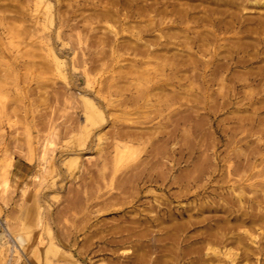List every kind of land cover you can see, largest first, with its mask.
I'll use <instances>...</instances> for the list:
<instances>
[{
  "label": "rangeland",
  "instance_id": "rangeland-1",
  "mask_svg": "<svg viewBox=\"0 0 264 264\" xmlns=\"http://www.w3.org/2000/svg\"><path fill=\"white\" fill-rule=\"evenodd\" d=\"M49 2L0 0V264H264V0Z\"/></svg>",
  "mask_w": 264,
  "mask_h": 264
},
{
  "label": "bare ground",
  "instance_id": "bare-ground-1",
  "mask_svg": "<svg viewBox=\"0 0 264 264\" xmlns=\"http://www.w3.org/2000/svg\"><path fill=\"white\" fill-rule=\"evenodd\" d=\"M50 0H48V2H49ZM14 2V1H13ZM56 2V1H55ZM50 3V2H49ZM118 3V2H117ZM49 5V4H48ZM2 6H3V4H2ZM4 7L5 8H7V6L6 5H4ZM12 7V6H11ZM10 8V7H9ZM187 8V7H186ZM14 9V8H13ZM38 9V8H37ZM56 9V8H55ZM16 10V9H15ZM140 10V9H139ZM187 10V9H186ZM17 11H19L18 9H17ZM16 11V12H17ZM4 12V11H3ZM109 13V12H108ZM11 14V13H10ZM27 14V13H26ZM37 14V13H36ZM103 14V13H102ZM181 14V13H180ZM186 14V13H185ZM13 15V14H12ZM17 15V14H16ZM103 15H106V14H103ZM127 15H129V14H127ZM183 15V14H182ZM14 16V15H13ZM131 16V15H130ZM175 16H176V14H175ZM10 17V16H9ZM17 17V16H16ZM19 17V16H18ZM102 17V16H101ZM104 17H106V16H104ZM263 17V19H264V16H262ZM185 18V17H184ZM211 18V17H210ZM13 19H15V18H13ZM17 19V18H16ZM46 19H48L50 22H52V21H54V13H52V11H51V8L49 7V10H47V12H46ZM19 20V19H18ZM2 21H3V19H2ZM13 21V20H12ZM20 21V20H19ZM32 21L34 22L33 24H35L36 22L37 23H40L41 22V19H40V17L38 16V15H35V16H33L32 17ZM49 23V22H48ZM156 23V22H155ZM256 23V22H255ZM261 23H262V21H261ZM264 23V22H263ZM262 23V24H263ZM148 25V24H147ZM13 27V26H12ZM18 27V26H17ZM22 27V26H21ZM64 27V26H63ZM262 27V26H261ZM243 28H245V27H243ZM144 29H146V28H144ZM21 30V29H20ZM149 30V29H148ZM7 31V30H6ZM114 31V30H113ZM139 31V30H138ZM252 31V30H251ZM254 31V30H253ZM180 32V31H179ZM129 33V32H128ZM21 34V33H20ZM263 34H264V32H263ZM136 35H138V34H136ZM117 36V35H116ZM130 36V35H129ZM199 36V35H198ZM114 37V36H113ZM193 37V36H192ZM263 37V36H262ZM115 39H116V37H114ZM114 39V40H115ZM118 39V38H117ZM134 40V39H133ZM140 41V40H139ZM117 42H118V40H117ZM128 42V41H127ZM126 42V43H127ZM166 42H168V41H166ZM259 42H261V41H258L256 44H254L255 46V49L254 50H252V51H250L249 52V54H251L248 58H237L236 60H238V61H240L241 63H244L245 61H248V62H252V61H254V60H257L258 59V57H260V59L261 58H263V56H261L260 55V53H262V52H264V47L261 49V47H262V43H260L259 44ZM28 43V42H27ZM132 43V42H131ZM117 44H119V43H117ZM128 44V43H127ZM124 45H125V43H124ZM123 45V46H124ZM167 45H168V43H167ZM111 46H112V44H111ZM117 46V45H116ZM233 46V45H232ZM236 46V45H235ZM118 47V46H117ZM126 47V46H125ZM52 48H54V47H51V48H49V49H52ZM131 48L133 49V50H135V51H142V53H144L143 52V50L146 48H144V46H143V44L140 42H135L134 43V45H132L131 46ZM231 48V47H230ZM131 49V50H132ZM234 49H235V47H234ZM248 49V48H247ZM251 49H253V48H251ZM132 50V51H133ZM246 50V49H245ZM238 52V51H237ZM247 52V51H246ZM20 53V52H19ZM51 53H52V51H51ZM235 53V52H234ZM245 54V53H244ZM30 55V54H29ZM56 55H58V54H56ZM234 56H235V54H234ZM246 56V55H245ZM186 57V56H185ZM232 58H233V56H232ZM33 60H35V59H33ZM57 60V59H56ZM55 60V61H56ZM113 60H114V58H113ZM56 62H58V61H56ZM114 62V61H113ZM217 63H218V61H217ZM225 63V62H224ZM235 63V62H234ZM220 64H221V62H220ZM254 64V63H253ZM258 64V63H257ZM256 64V65H257ZM260 64V63H259ZM37 65V64H36ZM219 65V64H218ZM243 65V64H242ZM251 65V64H250ZM255 65V64H254ZM60 66V65H59ZM222 66V65H221ZM224 66V65H223ZM258 67H259V69L257 70V73H259V74H262L261 75V77H262V79L264 78L263 76H264V64H260V65H257ZM220 67V66H219ZM230 67V66H229ZM58 68V67H57ZM250 68H252V67H250ZM249 69V68H248ZM247 69V70H248ZM252 69H255V68H252ZM257 69V68H256ZM1 71V70H0ZM57 71V70H56ZM235 72V71H234ZM244 72V71H243ZM248 72H252L251 71V69H249L248 70ZM254 73V72H253ZM62 74V73H61ZM65 74V73H64ZM188 75V74H187ZM251 75V74H250ZM158 76V75H157ZM195 76V75H194ZM252 76V75H251ZM258 76V75H257ZM118 77V76H117ZM86 78V77H85ZM247 78H248V75H247ZM256 78V77H255ZM249 79V78H248ZM257 79V78H256ZM261 79V78H260ZM247 80V79H246ZM249 81V80H248ZM262 82H264V81H262L261 80V83ZM249 83H251L250 81H249ZM260 83V84H261ZM263 84V83H262ZM249 85V84H248ZM258 85V84H257ZM113 86V85H112ZM74 87V86H73ZM78 87V86H77ZM86 87V86H85ZM85 89V88H84ZM86 90V89H85ZM85 90H83L84 92H85ZM117 90V89H116ZM90 91V90H89ZM262 91H263V89H262ZM122 93V92H121ZM83 94V93H82ZM95 94V93H94ZM97 97V96H96ZM82 101L84 102V105L85 106H83V107H86V111H85V113L86 114H84V119H82V125H81V123H80V125H81V127L83 126V127H89L90 125V123H92V122H94L95 120H96V116L98 117V116H103V114H102V109H101V106L97 103V101L96 100H94L91 96H88V95H86V93L85 94H83V97H82ZM125 99V98H124ZM261 104V103H260ZM255 106V105H254ZM84 109V108H83ZM104 111V110H103ZM77 115V114H76ZM106 115V114H105ZM73 119V118H72ZM76 125V124H75ZM79 126V125H78ZM76 127V126H75ZM69 129V128H68ZM72 129V128H71ZM178 129V128H177ZM120 130V129H119ZM123 131V130H122ZM131 132V131H130ZM174 132V131H173ZM121 133V132H120ZM125 133V132H124ZM88 134V133H87ZM126 134V133H125ZM125 134H123V135H125ZM129 134H127V136H128ZM155 135V134H154ZM183 135V134H182ZM78 136V135H77ZM166 137V136H165ZM86 138V137H85ZM161 139V138H160ZM167 140V139H166ZM86 143V142H85ZM162 143V142H161ZM120 144V143H119ZM127 144H129V143H124V145L125 146H128ZM133 144V143H132ZM157 145V144H156ZM46 146V145H45ZM69 146V145H68ZM129 147V146H128ZM122 148H124L125 149V147H122ZM156 148V147H155ZM126 149H128L127 147H126ZM73 151V150H72ZM181 154V153H180ZM191 154V153H190ZM161 163V162H160ZM159 163V164H160ZM8 165H12L13 164V162H12V160H9V162L7 163ZM45 164V163H44ZM244 164V163H243ZM38 165V164H37ZM40 165H42V164H40ZM46 165V164H45ZM53 166V165H52ZM37 167V166H36ZM41 167V166H40ZM45 167V166H44ZM42 168V167H41ZM46 168V167H45ZM36 169V168H35ZM34 169V170H35ZM51 169V168H50ZM182 169V168H181ZM41 170V169H40ZM40 170L38 171H36V173L34 174V176H35V178H37V177H39V175H40ZM34 172V171H33ZM60 172V171H59ZM31 175V174H30ZM33 175V174H32ZM54 175V174H53ZM175 176V175H174ZM114 178V177H113ZM40 179V178H39ZM34 180V179H33ZM40 180H42V179H40ZM37 200V199H36ZM250 211V210H249ZM254 212V211H253ZM255 213V212H254ZM241 214H246V216H244V215H241ZM253 214V213H252ZM237 218V220H245L246 218L248 219V218H251V220H255V219H257V218H261V219H264V216H256V215H251L249 212H243V213H240L239 215H237L236 216ZM161 220V219H160ZM250 220V219H249ZM250 220V221H251ZM227 221V220H226ZM259 221V220H258ZM134 222V221H133ZM175 222V221H174ZM187 222V221H186ZM260 222H264V221H261L260 220ZM226 223V222H225ZM243 223V222H242ZM134 225V224H133ZM132 225V226H133ZM176 225H177V223H176ZM187 225H188V223H187ZM195 225V224H194ZM221 225V224H220ZM225 225V224H224ZM226 225H228V224H226ZM189 226H191V224L189 225ZM229 226V225H228ZM130 227H131V225H130ZM141 227V226H140ZM225 227V226H224ZM226 228V227H225ZM132 229V228H131ZM175 230V229H174ZM213 230V229H212ZM150 231V230H149ZM219 231V230H218ZM218 231H216V232H213V233H211V232H209L208 234V236H205V237H209V238H211V236L213 237V239L214 240H216L217 242H222V241H224L225 242V238H224V236H225V233L224 232H218ZM5 232V231H4ZM137 232V231H136ZM135 232V233H136ZM175 232V231H174ZM205 232H206V230H205ZM24 234V233H23ZM140 234V233H139ZM174 235V234H173ZM205 235V234H204ZM23 236V235H22ZM187 237V236H186ZM188 237L190 238V237H193V235H188ZM16 238L18 239V240H22V237L19 235V234H16ZM27 239V238H26ZM186 239V238H185ZM184 239V240H185ZM28 240V239H27ZM112 240V239H111ZM213 240V241H214ZM113 241V240H112ZM116 241V240H115ZM123 241V240H122ZM125 241V240H124ZM238 241V240H237ZM41 242V241H40ZM21 244H22V242H21ZM15 246H16V244L14 245V243L12 244V248H11V250L13 251L14 249H15ZM168 246V245H167ZM213 249V248H212ZM216 252V251H215ZM224 252H227V250L226 251H224ZM229 252H230V249H229ZM185 255V254H184ZM232 255V254H231ZM39 257V256H38ZM234 258V257H233ZM207 261V260H206ZM11 262V261H10ZM36 263V262H35ZM8 264H10V263H8ZM206 264V263H205Z\"/></svg>",
  "mask_w": 264,
  "mask_h": 264
}]
</instances>
